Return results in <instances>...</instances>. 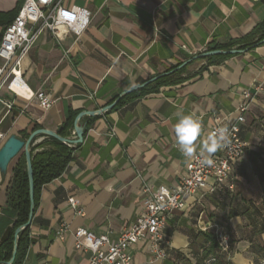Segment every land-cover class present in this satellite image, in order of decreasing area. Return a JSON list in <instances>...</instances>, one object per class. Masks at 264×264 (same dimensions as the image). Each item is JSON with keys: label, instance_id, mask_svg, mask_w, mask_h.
<instances>
[{"label": "crops", "instance_id": "0c3cea01", "mask_svg": "<svg viewBox=\"0 0 264 264\" xmlns=\"http://www.w3.org/2000/svg\"><path fill=\"white\" fill-rule=\"evenodd\" d=\"M19 2L0 0V15L15 11ZM63 3L85 9L89 25L80 35L62 27L61 39L44 29L22 59L23 81L33 93L44 91L55 100L49 109L30 99L23 85L14 87L27 98L15 95L6 85L0 88V134L4 136L0 148L10 135L31 134L35 127L56 132L70 109L98 113L81 118L83 142L76 144L66 171L41 189L23 264H88L91 252L75 247L77 228L96 235L108 233L116 239L136 221L145 200L160 185H178L190 159L177 143L175 125L179 119L190 113L200 119L193 153L209 155L203 145L215 120L236 119L242 92L262 83L263 90L251 102L241 125L247 148L237 165L235 187L224 184L185 197V209L173 211L168 218V259H156L143 244L132 249L134 264H203L214 254L223 264H261L264 45L217 64L196 59L183 74L190 76L185 82L164 85L157 93L116 104L127 91L167 72L170 66L190 63L211 42L224 44L251 32L264 20V0ZM7 21V16H0V36ZM6 102H13L12 108H7ZM45 137H35L33 144ZM75 137L73 131L69 138ZM5 188V183L0 185V244L16 219V213L6 207ZM70 198L78 201L76 208ZM64 225L67 228L61 237L58 232ZM215 226L230 236L227 252L217 247L207 253L211 245L208 235L215 237Z\"/></svg>", "mask_w": 264, "mask_h": 264}, {"label": "built area", "instance_id": "2783aa9c", "mask_svg": "<svg viewBox=\"0 0 264 264\" xmlns=\"http://www.w3.org/2000/svg\"><path fill=\"white\" fill-rule=\"evenodd\" d=\"M89 21L85 9L75 5L66 6L63 0H24L18 15L5 28L0 41V88L6 85L15 95L27 98L15 88L17 84L23 85L30 93V99L35 98L43 109H49L55 100L44 91L33 93L23 81L22 59L36 44L44 29L61 39L60 28L80 35ZM262 90V83L254 84L252 90L245 89L239 105V116L233 120L216 119L211 126L210 135L226 127L231 144L212 155L193 153L178 185L174 188L160 185L145 200L144 210L136 221L124 228L116 239L108 233L96 235L83 227L77 228L74 232L75 247L91 252L88 264H134L132 249L138 244H143L156 259H168L171 251L170 237L166 234L168 218L173 211L185 209V197L197 190L214 191L224 184H228L230 189L235 187L237 165L244 158L247 148L241 137V125L246 121L245 113L251 102ZM6 106L12 108L13 102H6ZM3 137L0 134V138ZM206 158L212 160L211 165L203 163ZM69 202L75 208L78 205L74 198H70ZM66 228L64 225L58 235L62 237ZM214 233L220 252H227L231 246L229 234L218 226H215ZM203 264H221L219 255L208 256ZM261 264H264V257Z\"/></svg>", "mask_w": 264, "mask_h": 264}, {"label": "trees", "instance_id": "16d2710c", "mask_svg": "<svg viewBox=\"0 0 264 264\" xmlns=\"http://www.w3.org/2000/svg\"><path fill=\"white\" fill-rule=\"evenodd\" d=\"M24 0H20L17 9L13 12L7 14H1L0 16H7L8 21L5 28L16 18L18 15ZM4 28V30H5ZM3 30V32H4ZM0 36V41L3 35ZM264 45V20L258 23L251 32L245 36L231 40L227 43L221 44L215 41L211 42L206 51L214 50H232L236 49L238 51H246L253 49L255 47ZM235 54H218L213 56H208L200 59H206L207 64H217L221 63L225 59L233 56ZM191 59L192 61L185 66L177 69L181 64L170 66L167 69V75L160 76L154 82L145 85L137 90L130 91L120 98L116 104L117 106L124 105L130 100L144 97L151 93L159 92L160 88L168 84H179L183 83L190 78V76H183L187 71L188 66L196 61V59ZM143 81L142 83H144ZM80 112L70 109L67 113L65 121L57 129V133L64 137L69 138L72 136L75 126V120ZM34 130H38L35 127ZM21 136L27 139L30 133L27 131H22ZM77 145L70 146L54 137L46 136L44 140L39 143L31 145V158L34 174V193H35V210H37L40 192L45 184L52 182L53 180L59 178L67 169L70 162L73 159V154ZM11 176L9 177L6 188V207L13 210L16 213V219L14 224L5 238V240L0 244V264H7V262L12 258V253L14 249L15 242V232L17 228L24 226L29 218L30 213V193H29V179L26 165V155L22 152L15 160L11 168ZM31 225V224H30ZM30 225L26 226L18 234V248L16 256L12 264H23L29 245H30ZM211 245L207 253H213L218 247V242L216 237L213 235H208ZM208 255V254H207ZM222 264V262H221Z\"/></svg>", "mask_w": 264, "mask_h": 264}, {"label": "water", "instance_id": "95a60500", "mask_svg": "<svg viewBox=\"0 0 264 264\" xmlns=\"http://www.w3.org/2000/svg\"><path fill=\"white\" fill-rule=\"evenodd\" d=\"M242 51H238L236 49L232 50H214V51H205L202 52L194 57V59H200L208 56L218 55V54H237ZM189 61L184 62L181 64L177 69H180L181 67L188 64ZM170 72H165L163 74L157 75L148 81L144 82L143 84H140L139 86L133 88L132 90L127 91L126 93H129L130 91L137 90L139 88L144 87L145 85L154 82L157 78L160 76L167 75ZM103 109L102 111H105ZM101 111V112H102ZM98 112H81L76 120H75V126H74V133L76 135L75 138H64L60 136L57 132L47 130V129H38L35 130L33 133L30 134V136L25 139L22 136L18 134H12L10 135L5 142L3 143L2 147L0 148V176H1V183L0 185L4 184L9 172L11 171L12 164L14 160L22 153L24 152L26 155V165H27V172H28V179H29V193H30V213L27 223L24 226H21L17 228L15 232V242H14V249L12 253V258L7 262V264H12L18 248V234L28 225L31 224L33 217H34V210H35V193H34V174H33V166H32V158H31V145L33 144V141L35 137L39 135H45L54 137L66 144H79L83 142L84 139V127L80 124V120L83 116H94Z\"/></svg>", "mask_w": 264, "mask_h": 264}, {"label": "clouds", "instance_id": "9594fccd", "mask_svg": "<svg viewBox=\"0 0 264 264\" xmlns=\"http://www.w3.org/2000/svg\"><path fill=\"white\" fill-rule=\"evenodd\" d=\"M200 126L201 121L194 113L183 115L175 125L177 143L186 158L193 155L196 141L200 136ZM229 144H231V138L228 135V129L222 127L218 130V133L209 135L207 142L203 145V150L211 155L224 149ZM203 163L211 165L212 160L206 158Z\"/></svg>", "mask_w": 264, "mask_h": 264}, {"label": "rangeland", "instance_id": "374dc122", "mask_svg": "<svg viewBox=\"0 0 264 264\" xmlns=\"http://www.w3.org/2000/svg\"><path fill=\"white\" fill-rule=\"evenodd\" d=\"M13 164H14V162H13ZM13 164H12V165H13ZM8 179H9V177L7 178V180H6L5 184L7 183Z\"/></svg>", "mask_w": 264, "mask_h": 264}]
</instances>
